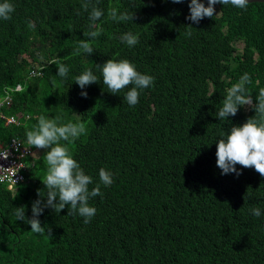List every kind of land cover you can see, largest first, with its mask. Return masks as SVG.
I'll use <instances>...</instances> for the list:
<instances>
[{"label":"trees","instance_id":"trees-1","mask_svg":"<svg viewBox=\"0 0 264 264\" xmlns=\"http://www.w3.org/2000/svg\"><path fill=\"white\" fill-rule=\"evenodd\" d=\"M10 2L12 18L0 19V97L8 92L3 111L18 123L0 120V144L16 137L29 146L26 131L40 116L81 121L86 134L61 143L92 177L89 190L101 168L113 183L90 198L96 213L89 223L67 206L45 208V232L34 233L14 215L24 206L30 218L38 190L46 191L45 151L29 146L35 153L25 158L26 181L0 186V264H264V177L239 165V177L222 175L215 155L216 141L255 114L244 106L219 120L227 89L244 73L254 102L264 87V3L249 1L246 10L216 4V15L196 24L186 19L189 0H91L104 12L95 22L102 34L91 55H74L92 23L85 0ZM110 7L134 13V21L109 19ZM126 32L139 43L122 42ZM107 59H128L154 77L135 106L123 99L127 89L111 94L103 85L96 64ZM56 62L68 67L66 79ZM85 70L97 82L82 90L74 80Z\"/></svg>","mask_w":264,"mask_h":264},{"label":"clouds","instance_id":"clouds-1","mask_svg":"<svg viewBox=\"0 0 264 264\" xmlns=\"http://www.w3.org/2000/svg\"><path fill=\"white\" fill-rule=\"evenodd\" d=\"M171 2L179 4L184 0H171ZM90 3L91 0H85L82 8L88 12V18L92 23L89 25V30L84 33L87 39L79 41L74 55H79L81 52L91 55L95 51L91 41L102 34V29L95 22L104 16V12L95 5L90 7ZM248 3L249 0H207L206 6L203 0H189V15L186 19L198 24L201 19L213 18L216 15L214 7L216 4H230L246 10ZM14 11V5L10 0L0 2V19L10 20ZM77 14L80 13L77 12ZM107 15L113 21L122 22L134 21L135 18L134 13L127 11L118 13L116 7H110ZM29 25L33 26L31 21ZM187 26L190 27L185 34L190 37L192 24ZM119 39L129 47L139 43L138 36L131 32L124 33ZM56 63L57 75L66 79L68 67L63 63ZM96 67L101 72L102 83L109 93L118 94L127 89L123 99L129 106H135L139 102L140 91L149 88L154 82V77L139 72L128 59H107L103 64H96ZM74 81L83 90L86 86L96 83L97 76L92 70H85L77 75ZM251 82L250 75L244 73L238 83L227 89L223 105L216 112L219 120L235 116L239 108L244 106L253 109L255 113L242 124L231 126L228 132L216 141V166L221 170L222 175L234 173L239 177L242 174L237 168L239 165L241 169H254L261 177H264V87L259 89L254 102L252 96L247 94V85ZM80 95L86 98L87 92L81 91ZM2 112L6 114L3 108ZM1 120L4 125H8L4 123V119ZM58 120L59 118L52 120L40 116L36 126L26 131L27 144L37 150L45 151L47 170L43 179H40L46 191L38 190L39 198L32 202L30 218L26 217L24 206L16 207L14 215L19 221L26 219L27 224L31 226V231L37 234L45 232L39 220L45 208L60 213L67 206V214H78L84 218V223H89L96 213V208L89 204L90 198L102 196L101 185L108 187L113 183V174L101 168L99 183L89 190V185L93 183L92 177L81 169L80 164L70 154L67 144L61 143V141L73 142L86 134V125L81 121L60 124ZM31 147V153L26 158H33L35 150ZM250 211L255 217L261 216L259 208H252Z\"/></svg>","mask_w":264,"mask_h":264},{"label":"built area","instance_id":"built-area-1","mask_svg":"<svg viewBox=\"0 0 264 264\" xmlns=\"http://www.w3.org/2000/svg\"><path fill=\"white\" fill-rule=\"evenodd\" d=\"M9 98L7 91L0 97V120L4 119L5 124L17 122L16 116L2 112L3 105ZM30 153V147L16 137H10L7 142L0 144V182L10 187L18 182L26 181V171L31 162L24 159Z\"/></svg>","mask_w":264,"mask_h":264},{"label":"rangeland","instance_id":"rangeland-1","mask_svg":"<svg viewBox=\"0 0 264 264\" xmlns=\"http://www.w3.org/2000/svg\"><path fill=\"white\" fill-rule=\"evenodd\" d=\"M236 45H237V47L240 46V42L238 40L236 41ZM0 186H5L6 188H9L5 183H0ZM2 236L5 237V234L3 232H2ZM12 246L15 247V244H12ZM14 255L16 258H18L16 252L14 253ZM22 258H23L22 255H20V259H22ZM6 264H17V261L15 259L7 260Z\"/></svg>","mask_w":264,"mask_h":264},{"label":"water","instance_id":"water-1","mask_svg":"<svg viewBox=\"0 0 264 264\" xmlns=\"http://www.w3.org/2000/svg\"><path fill=\"white\" fill-rule=\"evenodd\" d=\"M249 1H261V2L264 3V0H249Z\"/></svg>","mask_w":264,"mask_h":264},{"label":"crops","instance_id":"crops-1","mask_svg":"<svg viewBox=\"0 0 264 264\" xmlns=\"http://www.w3.org/2000/svg\"><path fill=\"white\" fill-rule=\"evenodd\" d=\"M4 142H6V141H4Z\"/></svg>","mask_w":264,"mask_h":264}]
</instances>
